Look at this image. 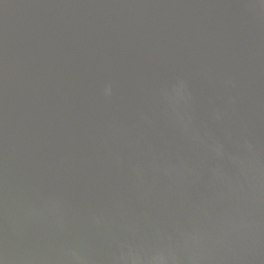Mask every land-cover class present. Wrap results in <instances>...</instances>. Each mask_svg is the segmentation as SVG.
Masks as SVG:
<instances>
[{"label": "water", "instance_id": "95a60500", "mask_svg": "<svg viewBox=\"0 0 264 264\" xmlns=\"http://www.w3.org/2000/svg\"><path fill=\"white\" fill-rule=\"evenodd\" d=\"M0 264H264V0H0Z\"/></svg>", "mask_w": 264, "mask_h": 264}]
</instances>
